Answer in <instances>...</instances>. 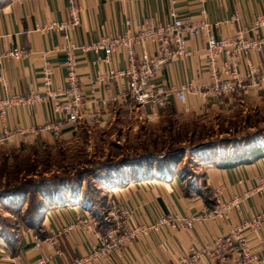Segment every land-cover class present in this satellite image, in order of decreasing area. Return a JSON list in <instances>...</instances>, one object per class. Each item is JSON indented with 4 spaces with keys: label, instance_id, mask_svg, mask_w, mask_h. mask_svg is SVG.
I'll return each mask as SVG.
<instances>
[{
    "label": "crops",
    "instance_id": "crops-1",
    "mask_svg": "<svg viewBox=\"0 0 264 264\" xmlns=\"http://www.w3.org/2000/svg\"><path fill=\"white\" fill-rule=\"evenodd\" d=\"M80 8V24L66 32H39L35 24L61 22L68 18L66 0H0V52L13 47L23 48L28 53L21 59L0 60V97L25 94L31 90L42 91L41 69L52 67V88L66 86L63 67L64 56L59 52L42 53L54 46L74 44L83 46L104 35L114 36L127 29L137 32L144 19L152 18L165 22L169 11L174 9L183 20H200L205 17L212 23L215 38H229L239 29H245L257 16H264V0H76ZM203 11V13H202ZM238 19L231 22L232 15ZM264 35V30H263ZM193 52L189 58H180L154 71V81L166 87H177L189 83L204 91L211 83L204 66L206 62L205 37L187 41ZM138 53L139 47L135 46ZM150 55L154 47L147 46ZM77 75L83 102L78 119L70 123L64 116L54 114L49 104L13 106L0 123V155L11 150L26 151L32 148H54L70 145L83 135L91 136L116 124V120H144V124H159L167 108H171L178 119L198 120L243 114L264 105V85L256 87L246 76L247 64L264 74V50L251 52L239 65L243 89L224 93L218 97L202 96L188 92L182 102L175 96L169 98L166 107H138L131 101L119 98L120 78H105L127 67V56L118 48L109 62L98 59L91 51L77 50ZM222 59L218 60V67ZM103 80L96 82L98 77ZM59 130H43L46 124ZM8 132L3 137L2 130ZM123 129V126H122ZM245 152L208 155L199 158L196 166L182 177L175 175L166 179L133 176L116 177L102 182L101 206L69 199L62 194L44 214L40 232L25 230L16 222L15 236L10 240L0 234V264L15 258L14 264H37L40 257L50 259L48 264H68L74 258L86 256L97 244L98 233L111 226L99 224L98 210L108 212L112 204L122 205L134 222L150 223L161 213L189 216L203 210L213 209L219 202L232 196H240L238 210H227V217L218 216L196 224L191 232L163 229L153 231L129 242L120 253L92 261L90 264H178L179 259L191 248H200L201 256L194 264H235L237 254L232 251L226 262L213 259V240L225 235L241 220L264 213V193L250 192L255 178L264 175V141H258ZM124 181V183H122ZM80 217L93 220L95 231L77 226L68 234L59 236L55 245L49 239L59 229ZM247 246L256 260L249 264H264V222L257 232L247 231ZM39 243L38 249L34 248Z\"/></svg>",
    "mask_w": 264,
    "mask_h": 264
},
{
    "label": "built area",
    "instance_id": "built-area-1",
    "mask_svg": "<svg viewBox=\"0 0 264 264\" xmlns=\"http://www.w3.org/2000/svg\"><path fill=\"white\" fill-rule=\"evenodd\" d=\"M68 18L61 22L37 23L34 29L45 33L50 31L66 32L73 30L80 24V8L76 0H66ZM202 2V0H199ZM203 13V11H202ZM169 18L165 22H158L152 18L144 19L141 29L137 32L126 30L122 34L114 36L104 35L98 40L83 46L67 44L54 46L51 50L44 51L43 56L50 52H59L64 56L63 67L65 71L66 86L52 88L53 70L51 66L45 65L41 69L42 91H29L25 94H11L0 97V123L4 126L8 110L13 106H33L38 103L49 104L54 114L64 116L70 123L78 119L79 109L83 102L77 75V61L75 53L77 50L91 51L98 59L109 62L112 54L123 48L127 56V67L124 70L114 72L105 78H120L119 98L123 101L129 100L138 107L156 106L165 107L171 96L184 101L188 92H195L202 96L218 97L224 93L235 92L243 89L242 80L239 75V65L251 52L264 50V16H257L245 29H239L229 38H215L211 32L212 23L205 17L200 20H183L174 9L169 11ZM237 14L231 16L230 21L235 22ZM199 36L205 37L206 62L205 70L208 72L211 83L204 90H195L189 83L179 84L177 87H166L162 83L154 81V71L180 59L189 58L193 52L187 48V41ZM154 47L153 55L147 49L148 45ZM135 46L139 47L138 53ZM28 52L23 48L13 47L0 52V60L6 58L21 59ZM222 59L218 67V60ZM246 76L252 80L256 87L264 85V74L258 72L251 64H247ZM98 77L96 82L103 80ZM5 86V81L0 78ZM43 130L59 132L58 128L49 123L43 126ZM3 137L8 132L2 130ZM253 193H264V175L255 178V185L250 191ZM240 196H232L225 202H219L211 210H203L189 216H179L172 213H161L150 223H137L131 218V214L120 204H112L107 212L111 219V226L103 233L96 232L97 244L84 257L72 259L68 264H90L92 261L101 260L111 253H120L131 241L153 231L163 229L191 232L196 224L218 216L227 217L229 209L238 210L240 207ZM264 222V213L252 218L241 220L225 235L213 240V259L226 262L227 256L234 251L237 254L235 264H249L256 260L247 246V231L257 232ZM77 226L94 230L96 223L89 219L84 220L76 217L71 223L62 226L57 234L49 239L50 245H55L59 236L68 234ZM39 243L34 244L38 249ZM200 248H191L187 254L179 259L178 264H194L201 256ZM50 258L40 257L37 264H48ZM6 264H14L15 258H8Z\"/></svg>",
    "mask_w": 264,
    "mask_h": 264
},
{
    "label": "rangeland",
    "instance_id": "rangeland-1",
    "mask_svg": "<svg viewBox=\"0 0 264 264\" xmlns=\"http://www.w3.org/2000/svg\"><path fill=\"white\" fill-rule=\"evenodd\" d=\"M178 120L182 128L194 130V143L205 146L202 153H186L178 160L177 168L186 173L195 168L199 158L212 155L213 151L215 156H220L235 148H245L264 141V105L243 114ZM116 121L111 128L89 137L83 135L70 145L46 148L47 150L5 152L0 155V234L12 239L16 232V222L20 223L19 219L25 215L27 207L33 210L38 202L51 207L49 200L54 205L59 200L57 196L63 197L62 194H68L69 199L82 201L84 197H88L97 200L98 205L102 203V193L98 191L103 188L102 182L91 174L92 169L99 163L106 165L123 158L142 155L144 144L148 145L153 138L150 135L159 133V124H144V120L140 119ZM182 145L187 152L190 150L188 143ZM146 167H143L142 173H146ZM148 168L151 172L156 170L155 166ZM141 172L139 171L140 174ZM126 174L129 177V172ZM57 177L71 178L73 181L65 178L60 185L55 184ZM24 180V187L29 191L26 198L17 201L16 196L6 194L9 192L8 185ZM17 209L20 210L19 213L15 212Z\"/></svg>",
    "mask_w": 264,
    "mask_h": 264
},
{
    "label": "trees",
    "instance_id": "trees-1",
    "mask_svg": "<svg viewBox=\"0 0 264 264\" xmlns=\"http://www.w3.org/2000/svg\"><path fill=\"white\" fill-rule=\"evenodd\" d=\"M150 136L153 138H151L148 145L144 144V152L142 155L133 158H123L121 161L111 162L106 165L99 163L92 169L91 174L96 176L99 181L110 182L112 181V177L110 175L116 177H125L127 175V172H129V177L133 176L135 178L136 175V177H142L141 170L143 169V167L147 166V170L145 171L146 173L144 176L147 178L153 177L154 179L156 178L162 180L166 179L167 177H173L175 175H181L182 177H184V175L187 173L184 170L182 171V169L180 170L177 168V165L179 163L178 160H180V158L186 153H202V148L205 147L202 144L194 143V140L196 139L194 130L182 128L180 126L178 117L174 114V111L171 108H167L164 112V115L159 123V133L152 134ZM184 143H188L190 145V150L188 152L182 145ZM41 149L47 150L46 148ZM29 150L40 149L32 148ZM246 150L249 149L239 147L230 151V153H234L237 151L245 152ZM9 152L21 151L11 150ZM211 154L215 155V152L213 151ZM150 166H155L156 170L151 172L150 168H148ZM139 171L141 172V174L139 173ZM65 178L66 177H57L55 178L54 182H57L55 184L60 185V183L64 182ZM66 180L73 181L71 178H66ZM25 182L26 181L24 180L18 182V184L8 185L11 188L8 187L9 192L6 194L11 195L12 197L16 196L17 201L23 200L29 194V191L25 189L26 186L24 187V185L26 184ZM122 183H124V181ZM3 195L5 196V194ZM57 197L58 199L63 200L60 196ZM49 202L52 203L50 204L52 206L53 201L49 200ZM82 202L91 204L94 203L97 206H101L102 204L100 203L98 205L97 200L94 201L93 199L88 197H84V200H82ZM32 209L33 210H30L27 207L25 209V215L21 216L19 221L21 223V226L25 230H31L35 233L40 232L41 221L44 214L48 211L49 205H46L44 202H38L33 206ZM15 212L19 213L20 210L17 209L15 210ZM97 212L99 213V224H105L107 226V213L100 210H98ZM4 236L6 237V235Z\"/></svg>",
    "mask_w": 264,
    "mask_h": 264
}]
</instances>
